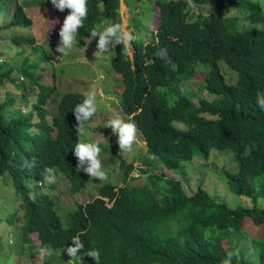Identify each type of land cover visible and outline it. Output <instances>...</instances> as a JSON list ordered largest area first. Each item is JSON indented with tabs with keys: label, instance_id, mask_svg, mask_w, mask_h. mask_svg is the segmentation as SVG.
I'll return each mask as SVG.
<instances>
[{
	"label": "trees",
	"instance_id": "1",
	"mask_svg": "<svg viewBox=\"0 0 264 264\" xmlns=\"http://www.w3.org/2000/svg\"><path fill=\"white\" fill-rule=\"evenodd\" d=\"M189 1L197 7L208 4L210 12L193 13ZM189 1L156 0L158 26L149 43L134 39L131 57L123 45L112 49L108 71L120 77L121 112L136 124L147 149L140 166L120 163L122 186L106 183L91 201L73 209H62L54 186L44 190L37 182L52 168L71 195L88 184L90 177L76 171L73 154L79 136L72 109L85 96L63 95L56 115L49 117L55 88L42 82L43 67L37 72L46 57L42 63L27 56L14 66L0 64V87L13 84L17 93L0 100V178L11 182L20 201L6 219L9 225L20 221L14 264H37L42 249L68 264L65 250L78 234L84 252L99 251V264H221L229 253L231 264H264V244L253 259L236 238L245 221L264 227V209L257 206L258 199L264 201V109L257 103L258 96L264 97V12L247 0ZM119 5V0H87V19L75 39L97 45L98 38L90 41L91 30L121 24ZM228 8L243 10L244 16L227 18ZM69 12L65 9L63 16ZM239 22L260 28L239 32ZM30 26L25 9L15 5L0 30L14 29L13 43L32 47L34 38L24 31ZM160 48L168 50L171 64L155 57ZM149 60L154 63L146 66ZM220 62L236 74L234 82H226ZM198 68L205 71L203 90L212 101L192 100L188 82ZM212 150L233 152L238 169L224 173L225 180L232 193L251 200V208L216 202L201 187L189 195L179 179L160 174L161 168L175 172L195 154L206 159ZM134 170L137 178L130 176ZM83 260L95 264L91 257Z\"/></svg>",
	"mask_w": 264,
	"mask_h": 264
},
{
	"label": "rangeland",
	"instance_id": "2",
	"mask_svg": "<svg viewBox=\"0 0 264 264\" xmlns=\"http://www.w3.org/2000/svg\"><path fill=\"white\" fill-rule=\"evenodd\" d=\"M119 1L118 13L121 24L135 39L148 44L150 35L155 33L158 26L156 0ZM247 1L257 3L264 12V0ZM15 5L22 6L25 9L26 15L31 21V26L24 31L27 33L26 36L34 38V42L32 47L27 45L16 46L11 38L17 35V32L14 29L0 30V64L8 62L14 66L27 56L29 61L42 63V59L46 57L47 61L42 65L39 64L37 72L43 67L41 72L42 82L55 88V93L51 96L47 105L49 117L56 115L58 102L63 95L78 93L85 96L88 91L97 93L98 111L86 125L87 135L79 136V142H98L101 148L99 159L102 162L103 170L107 174V179H91L86 187L75 195L69 193L64 181H56L50 184V186H54L52 194L57 196L63 204L62 209H73L76 204H85L91 201L97 194L98 188L106 183L117 187L122 186L125 177L120 170V163L123 162L126 165L133 163L135 167L138 164L140 166L147 147L145 142L141 140L140 134H138L132 152L122 156L117 144V136L112 134L110 128L103 127L105 121L117 114L126 121V116L121 112L119 106L120 77L108 71L109 60L113 56L112 49L108 53L95 56L94 53L98 51L96 45L86 41L78 42L75 39L76 43L68 55H61L56 52L60 40L59 30L65 17L63 12L53 7L50 0H7L0 3V27L11 19ZM210 9L211 7L208 4L200 7L194 4L191 5L193 13H201L204 16L210 12ZM242 13L244 11L237 8H228L225 11L227 18L244 16ZM134 23H136L135 27ZM257 26L247 22H239L236 28L239 32H245L259 29L260 26ZM34 46L36 50H32ZM22 50H24L23 54L19 55ZM219 66L226 82L232 83L236 80V74L228 69L226 65L220 62ZM52 70H54L53 73ZM11 75L13 78L18 77L16 72ZM204 79L205 71L198 68L192 80L188 82L189 92L193 94L192 100L194 103H197L198 100H213L212 95L203 90ZM8 92H11L12 96H16L15 85L6 83L0 87V100L3 101ZM33 100H31V103H33ZM24 112L27 111L24 110ZM237 169L233 152L212 150L206 159L199 154H195L191 160L183 162L175 172L161 168L160 174L167 178L175 177L179 179L184 191L189 195L195 192L198 187H201L216 202L224 203L232 208H251V200L232 193L225 180L224 173L236 172ZM150 171L151 173L157 172L155 167L151 168ZM137 175H139L137 170L133 171V175L130 174L133 177ZM127 182L132 184L135 182V185H140L142 180L135 179L130 182L128 179ZM44 186L48 188V184L45 183ZM40 188L46 190L44 187ZM16 196L11 182L0 178V264H14L15 261L17 262L15 260L16 255H14L16 251L15 227L20 225V221L15 222L13 225L6 222V219L20 208V201ZM257 206L264 209V201L258 199ZM64 223L67 224L65 219ZM240 232L237 233V240L243 244L246 256L255 259L258 248L264 244V227L256 226L248 220L245 221ZM33 240L34 243H37L35 237H33ZM222 245L226 247L227 242L223 241ZM43 260H51L52 264L65 263V261H61L62 259L59 256L50 253H41L37 264H41Z\"/></svg>",
	"mask_w": 264,
	"mask_h": 264
},
{
	"label": "clouds",
	"instance_id": "3",
	"mask_svg": "<svg viewBox=\"0 0 264 264\" xmlns=\"http://www.w3.org/2000/svg\"><path fill=\"white\" fill-rule=\"evenodd\" d=\"M189 1V0H188ZM53 7L61 12L65 9H69V14L65 17L63 24L59 30V43L56 47V52L61 55H68L76 43L75 37L79 29L84 27V21L87 19L88 8L87 0H50ZM190 2V1H189ZM192 5V3H190ZM258 27V26H257ZM90 41L97 39L98 51L94 53L95 56H100L108 53L111 49L117 45H123L125 54L133 56L132 42L135 37L120 23H113L104 26L102 30L93 29L90 32ZM155 57L165 60L167 63L172 62L168 59V50L166 48H160L155 53ZM154 63L153 60L146 62L148 64ZM175 65H173V68ZM258 106L264 109V97L258 96ZM97 93L95 91H88L85 93V98L82 102L77 103L72 112L76 120V133L78 136L87 135L86 124L97 113ZM105 128H110L112 134L117 136V144L120 149V155L129 154L133 150V145L138 139V128L134 122L125 121L118 114L113 118L105 121ZM101 148L98 142H78L74 149L73 154L77 158V172H85L91 179L105 180L107 174L103 170V165L99 159ZM137 167V166H136ZM133 175V173H132ZM138 176V175H137ZM135 176V177H137ZM56 175L54 169L46 168L44 170L43 181H38V187H43L44 184H53L56 182ZM33 200L34 196L31 197ZM78 234L72 237V245L66 247V252L70 257L68 264H83V257H91L95 264H99L100 253L98 250L92 249L86 252L83 251L84 244ZM46 250L42 249V254ZM231 255L225 258L221 264H231Z\"/></svg>",
	"mask_w": 264,
	"mask_h": 264
}]
</instances>
